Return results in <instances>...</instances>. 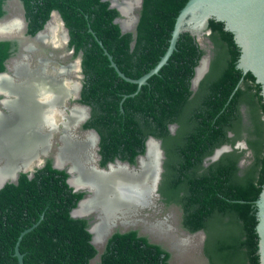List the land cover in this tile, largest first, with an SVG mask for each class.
Here are the masks:
<instances>
[{"label":"trees","instance_id":"trees-1","mask_svg":"<svg viewBox=\"0 0 264 264\" xmlns=\"http://www.w3.org/2000/svg\"><path fill=\"white\" fill-rule=\"evenodd\" d=\"M22 1L31 34L42 27L51 8H58L74 54L82 53L79 102L91 107L83 125L98 132L103 160L119 157L133 163L144 152L148 136L161 139L166 156L161 194L167 204L181 208L184 228L206 231L210 263L259 264L255 202L264 183V122L255 111L260 108L264 115V102L254 75L236 67L240 50L233 32L222 21L209 19L210 38L219 53L201 83L203 94L190 99V81L204 50L189 32L181 33L170 65L164 68L173 52L139 87L122 78L104 54L105 48L120 71L139 78L166 52L176 17L188 0H143L134 38L114 23L117 11L107 1ZM3 3L0 0V16ZM9 44L0 41V70ZM242 102L252 106L258 125L257 139L248 141L251 163L239 174L238 157L226 153L203 167V159L229 140V130L239 137ZM174 122L179 127L171 135L168 127ZM67 176L46 162L33 177L22 173L16 183L0 189V264H18L17 243L23 264H91L98 250L91 243L87 220L70 215L82 193L73 191ZM169 255L130 230L113 233L94 264H167Z\"/></svg>","mask_w":264,"mask_h":264},{"label":"flooded vegetation","instance_id":"flooded-vegetation-1","mask_svg":"<svg viewBox=\"0 0 264 264\" xmlns=\"http://www.w3.org/2000/svg\"><path fill=\"white\" fill-rule=\"evenodd\" d=\"M102 1H107L109 3L108 7L114 8L117 11V16L114 18V23L118 24L119 29L122 33H125V32L122 31V29L120 27V22H116V20H123L124 19V21L122 22L123 23L122 25L125 28L132 26L133 20L135 17L138 18V20H139L143 0H102ZM2 9L4 10V14L2 16H0V18L3 17V19H2L3 21L0 22V34H1V31H4L6 29V30H10L14 35L10 38L0 40V41H9V43H10L8 45V49H7V51L9 52V56L6 59H4V61H3V69L0 70V79L7 77L9 79H13V80L17 79L18 80L19 78H21L20 76L16 75L17 71H16V68H14V64L18 65V63L20 61H22V62L28 63V65H29V67H31L32 71H38L39 75H35V76H38L40 78H49L51 80L58 81V79H60L61 77L59 75H56L57 72H54L53 69H56L57 71H61V74H63L64 72L68 73L67 76H65V77L69 78V81L70 80L72 81L71 85L68 84L69 85L68 86L66 84L64 77H62L61 79L64 81L65 88H67L69 90L68 95H70V93H75L79 87V81H78V79H76L75 75L78 72V64L76 62V59H77L80 52L75 55L74 54V47L69 44V41H70L69 28L67 27V25L64 21V18L62 17V14L59 11V9L58 8H51L48 11L47 17H46L45 21L43 22L42 27L40 29H38L34 34H31L29 32V21L26 17V9H25V6H24V3L22 0H4V3L2 5ZM122 10L126 14H124V12H122ZM12 14H16V16L15 15L12 16ZM125 18H126V20H125ZM136 26H137V24H136ZM3 27H4V29H3ZM89 29H90V27L88 28V30ZM36 33H38L39 36L37 37V39H34L35 38L34 36ZM130 33H132V32H130ZM135 36H136V34H135ZM192 36H194V35H192ZM204 36L208 39L207 41L209 42L207 49H205V47H203L202 44L200 43L199 39L196 38V36H194L196 38V41L199 44L200 48L204 50V54L201 56V58L203 56H208V60H207V64H206V59L203 60L201 66H200V69H199L200 72H202V74L200 75L199 79L197 78L198 80L195 79V72L196 71L194 69V75L190 81V87H189V89L191 91V93L189 95L190 99L194 98L196 96V94L199 92H200V94H203L202 88L204 86V83H203V86L201 85V83L205 79L207 74L210 72L211 64L213 63V59H215V57L219 53L218 49L216 48V46L214 45L213 41L210 38V33L205 34L202 37H204ZM239 50H240V47H239ZM70 51H72V54L69 57H73L75 59L69 58V59L63 61L64 59L62 60V58H64L63 56L65 55V53L70 52ZM239 57H240V55H239ZM81 58H82V53H81ZM238 60H239V58H238ZM238 60L236 62V67L241 69L240 67H238V62H239ZM70 63H72V65H69ZM199 64L200 63L198 62L196 67H198ZM68 65H69V67L62 68V67L68 66ZM80 66H81V62H80ZM43 68H44V70H43ZM61 68H62V70H61ZM45 70L49 71L50 73H54L55 75H52V76L48 75L44 72ZM81 73H82V66H81ZM243 73H246V72H243ZM83 79H84V76L82 73V79L80 80L81 89H82V85H83ZM255 82L260 84L256 80V78H255ZM240 84H241V81L238 83L237 86H239ZM260 94H261V96L263 98V102H264L261 84H260ZM80 95H81V90H80L79 97H80ZM17 99L18 98H17L16 94L7 92V91H5V88L0 86V132H6V129H8L7 127L12 124V123L11 124H5L6 121H10L13 118L12 119V120H14L13 123L16 124L17 121H21V119L25 118V115L20 112L21 111V109H20L21 108V102L18 101ZM79 99L80 98H78L76 100H72L70 98L69 101H66L65 106H62L61 105L62 102H60V101H58L54 104V106L57 107V109L54 113L55 115L53 113H50L51 116L48 118V120L50 122L53 120V122L55 123L54 125L56 127V130H54V132L52 133V136H51L52 140H51L50 146L47 150H44V152H41L38 155H35L31 161L26 163V164H30L32 162L35 164V163H38L40 161H43L42 162L43 165L40 166L39 168H35L33 173H32V176H30L29 175L30 171H23L21 168L25 167V166L21 165V163H20V166H18L19 169H17L18 174H17L16 181H13L11 179V176L14 174V173H12V174L6 176V177H8V179L5 182V184L9 183V182L16 183L19 176L22 173H26V175L29 178L33 177L35 171L42 168L46 164V162H50L51 166L53 167L54 161L57 160L56 154L58 153L57 152L58 148H60L61 138H62L63 134L64 135L69 134V138L71 139L72 142L75 141V139L82 140V138H84L85 135H90V134H92L93 136L95 135L92 132H87V133L83 134V132H78V130H76L77 132L74 136V133L72 131V127L71 126L66 127V125L63 124L64 121L69 120V116L67 117L68 119L65 117L68 115V114H66L67 110L69 112L72 111V114H70L71 112L69 113L70 115H73L74 111H78V113H82L80 119H82L84 117L85 109H83L82 107H79L78 105L73 106V103L79 102ZM74 107H75V109L73 110ZM77 108H80V109H77ZM238 111H239L240 122H241V127L238 128V130L240 132L239 137H237L235 130H229L227 133V137L229 138V140L226 141L225 143L221 144L220 146L216 147L210 155L206 156L203 159V161H202L203 167H206L210 163L218 160L222 155H224L226 153H233L234 156L238 157L236 165L238 167V173L239 174H241L245 170V168L251 163V161L253 159V149H252V146H250V144L248 143V141L253 142L257 139V136L255 133L257 131L258 125L256 126V124H257L256 119L252 117L254 114V111H253V108L251 105L247 104L246 102L245 103L242 102V103H240V105L238 107ZM255 112L260 116L259 117L260 121L264 122V115L262 114V111L260 110V108L258 109V111H255ZM87 113H89V116H88V118H89L91 115V107L90 106H89V109L87 110ZM52 114H53V116H52ZM61 115L64 117L63 120L60 117ZM45 116H46V113L43 114V117H45ZM19 117H20V119L18 120ZM88 118H87V120H88ZM67 123H68V121H67ZM83 124H82V130L83 131H86L88 129H94V128H85ZM20 126H21V123L17 124L16 127H20ZM178 127H179L178 123L174 122V123L169 124L168 128H169L170 134L175 135ZM67 128H69V131L66 130ZM38 129L43 130L41 125H36V131ZM263 129H264V125H263ZM32 135H34V134H32ZM1 138H2V136H1ZM99 140H100V137H99ZM99 140H98L97 145H96L97 147L95 149V156L93 157V159L95 160L94 161V167L98 171L110 169L108 172H100V171L96 172V173L101 174L102 176L105 177L106 188H107L106 196H105V194L103 196H101L100 202H103L104 207L106 209H107V207L109 208L110 204H112L114 210H116L117 207H121L122 209H125L126 207H128L129 209H132L133 211L130 214L134 213L133 217L137 221H136V223L130 224L127 226H123L121 223L117 222V225L110 231L112 224L115 223L116 221L112 220V224L107 225V224H105V222L101 221L98 218L99 224H100V228H99V226H97L98 220L97 219L95 220V214L94 213H91L86 217H76V218L86 219L87 223H88V228H90L92 226V224H94V222L96 221L95 226H96V229L98 230V235L96 237V241L101 242L102 240H104L103 244H102V251L98 252L100 254L97 253L96 256H98V259L95 261V263L100 260L101 253L104 251L106 244H107L109 238L112 236L113 233H115V232L124 233V232L130 231V230H134L137 232L138 236H145L150 243L160 245V247L162 249H164L165 251H167L170 254L166 260L167 264H176L172 258V257H174L173 256L174 253L172 251V248H176V249L178 248L180 251H185V250H188L189 248H191L192 245L196 246L195 249L193 250V252L197 253V251L199 252V250H200V255L204 258L206 264H211L207 254L205 252V244H206V240H207L206 231L203 229H199V230L191 232L188 229L184 228L182 226V215L183 214H182L181 208L176 204H167L164 201L163 196L161 194L160 185L162 182V176H163V172H164V162H165V158H166L165 151L162 147V140L157 138V140L161 141V148L164 151V159L162 162L163 170L161 172L160 181H159V184L157 185V190H156L157 194L159 193V195H156V196L154 194L152 196L147 194L148 192L146 191V187H145L146 184H144L142 182V178L138 175L140 173V171H142V169H141L140 160H138V162H137V156L140 154H143V153L138 154L135 157V161L133 163L129 162L128 160H123L119 157H115L113 159L104 161L102 155L100 154ZM93 143H94L93 147L95 148V136H94ZM153 145L154 144L151 145V148H150L151 151L155 150ZM149 147H150V145H149ZM145 148H146V145L144 143V151H145ZM146 150H147V148H146ZM218 151H221L218 158L213 159V157L217 154ZM4 161H5V159H3L2 155L0 154V167L2 166L3 163L5 164L6 161L5 162ZM125 163L129 164V166H127ZM65 164L70 165L69 163H65ZM111 164H113V165L111 166ZM147 164L148 163H145L143 165L144 169L147 166L150 167V164H148V165ZM155 167H156V165H155ZM53 168H55V167H53ZM70 168H71V165H70ZM147 169H149V168H147ZM59 170L65 171L68 175L67 178L70 177V174L66 171L65 168L59 169ZM76 174L79 176V173H74L73 175H75V176L73 177V179L78 178L76 176ZM67 178H66V182H67ZM137 179L139 180V182L132 183L133 181H136ZM138 184L140 186H137L138 189L136 191L135 190L136 185H138ZM130 185H131V188L129 187ZM143 187H145V188H143ZM71 188L73 189V191L75 193H82V196L77 201V204L74 207V209L78 207L79 203L81 201H83L87 195L92 194V191H90V190L88 191V189L85 187L83 188V186H81V187L77 186L76 189L74 187H71ZM128 194L133 195V197H131L129 199ZM141 206H143V207H141ZM159 206H160V208L163 206L165 208H166V206H171V207L177 208L178 217H179L178 226H179L180 230H179L178 226H176L174 224V222H172L170 219V218L174 217L173 213L169 212L168 214H165V217L172 214V216H169L166 219L168 222H170L173 225L175 233L177 234V236L171 231V229L170 230L166 229V226L168 228L169 225L165 224V226H161L162 223H160V222H157V223H151L150 222L153 220H150L148 217H150L151 215L156 216L157 215V213H156L157 207H159ZM98 208H99V205H96V209L94 212H96L97 216L99 217ZM146 210H149L150 212H147ZM124 211L125 210H123L122 213L119 215V218L126 220V219H124V217H125ZM144 224L147 228H150L149 230L153 231L155 234H159L161 236H164V237L170 239V241H167V239H165L169 243H165L164 241H162V240H164L163 237L157 236L154 233L148 232V230H145L146 227L144 226ZM161 227H163L162 232L159 231V229H161ZM107 233H108V235L106 237H104ZM152 234H154L157 238L152 236ZM195 234H198V235L197 236H191V235H195ZM188 236L190 238L189 241H188V239H183V237H188ZM192 240L194 241L193 243H192ZM170 242L175 247L172 246V244Z\"/></svg>","mask_w":264,"mask_h":264},{"label":"bare ground","instance_id":"bare-ground-1","mask_svg":"<svg viewBox=\"0 0 264 264\" xmlns=\"http://www.w3.org/2000/svg\"><path fill=\"white\" fill-rule=\"evenodd\" d=\"M122 12L124 11L122 10ZM124 14L126 13L124 12ZM2 33L4 32L1 31V34ZM204 59H206V64H207L208 56H204L199 66L197 67L196 78H198V76L202 74V72H200L199 69ZM76 62L78 64V60H76ZM14 68H16V71H17L16 75L21 77L19 78L20 80L19 79L13 80V79L4 77L0 79V86L5 88V91L16 94L18 98L17 100L21 102L20 112L25 115V118L21 119V121H17L16 124L13 123L14 122V120H12L13 118L10 121L5 122V124H11V123L12 124L7 127L8 129H6V134H5L6 137L4 138L0 137V154L2 155V158L5 159L6 161V162L4 161L5 164L3 163L2 166L0 167V182L4 178H7L6 177L7 175L14 173L19 168L18 166H20V163L23 164V162H25V161L21 162V160H27V162H29L32 160V158H34L35 155H38L39 154L38 149L41 146L45 145L44 146L45 148L47 149L49 148L51 140H52V137H51L52 133L54 132V130H56V127L54 125L55 123L53 122V120L51 122L48 120V118L51 116L50 113L54 114L57 109V107L54 106V104L60 101L62 102L61 105L65 106L66 101L68 100L69 97L73 95L77 96L78 89H79L78 87L75 93H70V95H68L69 90L65 88L64 81L61 79L62 77H64L66 84L71 85L72 81L71 80L69 81V78L65 77L67 76L66 72L61 74V71H57L56 69H53L54 72H57L56 75H59L61 77L60 79H58V81H54L49 78H40L38 76H35V75H39V72L32 71L31 67H29L28 63L26 62L20 61L18 65L14 64ZM78 70H79V64H78ZM44 72L51 76L55 75L54 73H50L49 71H46V70ZM79 86H80V81H79ZM79 107H82L83 109H85V115H86L87 114L86 108L83 106H79ZM74 109L75 107L73 108V110ZM77 109H80V108H77ZM70 112H71L70 114H72V111ZM45 113H46V116L43 117V114ZM70 114L65 116L66 118L69 116V120H67L68 123L67 121H64L63 124L66 125V127L73 125L72 131L75 136L77 132L75 129V126L80 120L82 113H78V111H74L73 115H70ZM19 119L20 117L18 118V120ZM19 123H21V126L16 127L17 124ZM36 125H41L43 130L38 129L36 131ZM66 130L69 131V128H67ZM31 133L34 135H32ZM85 133L87 132H84L83 134ZM86 136H90V135H86ZM94 136H95V149H96L97 147L96 146L97 145L96 144V140H97L96 134ZM93 141H92V137L90 136V137H87L86 140L79 141L75 139V141L72 142L71 139L69 138V134L67 135L65 134L61 138L62 145L57 150L58 152L56 154L57 160L55 161V163L58 166H66L73 174L74 172L79 173L78 178L73 179L71 177L70 179L71 183L75 187L83 186V188L84 187L87 189L91 188L90 190L92 191V194L87 195L86 198L80 202L78 207L73 210V213L79 214V215L87 214L90 212L94 213L97 220L99 218L101 221L105 222V224L107 225H111L112 220L116 221L115 223L112 224L111 229H110L111 231L115 227L114 225L117 224V222L121 223L123 226H127L128 224L127 220L120 219L119 215L122 213L123 210H125L124 214L128 216L133 210L129 209L128 207H126L125 209H122L121 207H117L116 210H114L112 204H110L109 208L107 207L106 209L104 207L103 202H100L101 196H103L104 194L106 196L107 188H106L105 177L94 171V168H93L94 166L91 163L92 160L89 159V157L91 158V155H92L91 154L92 149L90 148V146H93L94 144ZM152 144H154L153 146L155 149L153 151H151L150 149ZM28 155L30 156V158H28ZM139 160L141 164V169L145 163L150 164L149 169L146 171L144 181L142 180L144 184H146L145 187H146V191L148 192L147 194L150 196H152L153 194L155 196L158 195L156 192V187H157L158 178L160 175L159 173L161 171V168H160L161 152L159 150L158 142L156 140L152 138L148 140L147 150L144 155L139 157ZM64 163H69L71 165V168H70V165L64 164ZM112 165L113 164H111V166ZM109 170L110 169L99 170V171L108 172ZM83 179H84V182H83ZM131 197H133V195L128 194V198L130 199ZM96 205H99V208H98L99 217L97 216L96 212H94L96 209ZM160 221L161 220L150 221V222L155 223V222H160ZM95 223L96 221L94 222L92 226V230L94 232V241L99 242V241H96L98 230L96 229ZM149 229L150 228L146 227L145 230H148L149 232L154 233L153 231ZM166 229H168L167 226H166ZM155 235L164 237L159 234H155ZM197 235L198 234L191 235V236H197ZM183 239H188L189 241L190 238L188 236V237H183ZM172 246L174 245L172 244ZM186 251L187 250L180 251V252L185 254Z\"/></svg>","mask_w":264,"mask_h":264},{"label":"water","instance_id":"water-1","mask_svg":"<svg viewBox=\"0 0 264 264\" xmlns=\"http://www.w3.org/2000/svg\"><path fill=\"white\" fill-rule=\"evenodd\" d=\"M210 18H213L217 21H222L224 23V28L226 30L233 32L235 42L240 47V57L238 60L239 61L238 67H240L243 70V72L250 71L255 76L256 80L261 84L262 94L264 97V0H188L176 17V21L171 32V37L166 52L153 68H151L148 72H146L137 79L127 77L122 71H120L116 63L113 61L112 56L108 53V51L105 48H104V54L107 55V57L111 61V66H113L116 69V71L122 78H124L127 81L137 83L139 87L142 84L146 83L147 79L151 75L158 72V70L161 68L163 64L167 62V59L173 52L169 61L164 66V68L170 65V63L172 62V60L174 59L175 55L178 52L180 37L182 32L187 31L191 35L196 36V38L198 39H200L205 34H209ZM2 19L3 17L0 18V21H3ZM123 20H116V22H120V27L123 32H127V31L132 32V36L135 37L136 24L138 22V18L135 17L132 26L128 28H124L122 26ZM89 31L96 37L98 43L102 45V42L97 38L94 31L91 28L89 29ZM3 32L4 33L0 34V40L10 38L14 35L10 30L5 29ZM38 35L39 34L36 33L34 39H37ZM202 58L200 59L199 63L201 62ZM77 60L79 64V71H81V66H80L81 52L79 53ZM195 71H196L195 79L198 80L200 76H198V79L196 78L197 67L195 68ZM80 90H81V83L78 89L77 96L73 95L68 99L71 98L72 100H76L80 98L79 97ZM75 104L85 107L86 110L89 109L88 105L79 102H74L73 105ZM88 116L89 113H87L84 116V118L80 119L76 124L75 129L78 130V132H82V124L87 120ZM86 132H93L96 134V139H97L96 144H97L99 140V134L94 129H88L86 130ZM150 138L158 142V147L161 152V164H160L161 171L159 173L160 175L158 178V184H159L161 172L163 170L162 162L164 159V151L161 148V141L157 140V138L153 136H149L147 138L145 142L146 148H147V141ZM146 148L143 154L137 156V162L139 160V157L145 154ZM220 153L221 151H218L217 154L213 157V159H217ZM42 162L43 161H40L35 164L31 162L29 165L22 167L21 169L23 171H30L29 175L32 176L34 169L39 168L40 166L43 165ZM125 164L129 166V164L127 163ZM53 167L57 169L65 168L66 171L70 174V177L67 178V183L71 187H74L75 189L77 188L70 181L71 177L73 178L75 175H73V173L66 166H58L54 161ZM17 174H18V170L15 171L14 174L11 176V179L13 181H16ZM7 179L8 177L4 178L0 182V188L5 184ZM89 190L90 189H88V191ZM255 203L257 206L256 215L258 220L256 229L259 235V249H258L259 260H260L259 264H264V183L259 198L256 200ZM73 209L71 210L70 214L74 218L86 217L89 214H91V212L83 215L74 214ZM35 225L36 224H34L31 228H33ZM92 226L88 228V231L92 234L91 243L97 248L98 252H101L102 244L104 240H102L101 242L94 241V232L92 230ZM31 228L24 230L21 233L19 239L23 234L28 232ZM15 255L18 259V264H23V254H21L18 249V243L15 246ZM97 259L98 256L93 258L91 260V264L95 263Z\"/></svg>","mask_w":264,"mask_h":264},{"label":"rangeland","instance_id":"rangeland-1","mask_svg":"<svg viewBox=\"0 0 264 264\" xmlns=\"http://www.w3.org/2000/svg\"><path fill=\"white\" fill-rule=\"evenodd\" d=\"M18 12V11H17ZM16 12V13H17ZM13 15H16V14H12V16ZM208 39L204 36V37H201L200 39H199V41H200V43L202 44V46L203 47H205V49H207V46H208V41H207ZM71 55V51L70 52H67V53H65V55L63 56L64 58H62V60L63 61H65V60H67V59H69V58H71V59H75V58H73V57H69ZM77 60V59H76ZM69 65H72V63H70ZM69 65L68 66H65L64 68H67V67H69ZM68 74V73H67ZM76 76V79H78V81H80L81 79H82V73H81V71H79L78 70V72H77V74L75 75ZM69 86V85H68ZM70 99H68L67 101H69ZM80 103V102H79ZM70 112L67 110L66 111V114H69ZM61 117V119L63 120V116L61 115L60 116ZM73 124H75V123H73ZM71 127L73 126V125H70ZM81 130V129H80ZM63 131V130H62ZM82 132L84 133V132H86V131H83L82 130ZM5 134H6V132H0V137L2 136V138H4V137H6L5 136ZM63 136H64V134H63ZM62 136V137H63ZM90 136L92 137V141L94 140V136L92 135V134H90ZM90 136H84V138H82V140H86L87 139V137H90ZM77 140V139H76ZM79 141H80V139H79ZM61 145H62V143H61ZM61 145H60V147H61ZM45 145H43V146H41L39 149H38V153H41V152H44V150H47V148H45L44 147ZM90 148L92 149V152H91V158L89 157V159H91L92 161H91V163L93 164V166H94V159H93V157L95 156V148H93V146H90ZM28 158H30V156L28 155ZM27 158V159H28ZM18 161H20V160H18ZM22 161H25V162H23V164L21 163V165H23V166H27V165H29V164H26L27 163V160H21V162ZM20 163V162H19ZM65 164V163H64ZM148 165V164H147ZM87 166V165H86ZM138 166V165H137ZM147 168H149V166H147L145 169H144V167L142 168V171H140V173L138 174L141 178H142V180L144 181V177H145V174H146V171L148 170ZM94 171L95 172H99L95 167H94ZM101 172V171H100ZM75 173V172H74ZM76 176L77 177H79L77 174H76ZM142 181V182H143ZM83 182H84V179H83ZM135 182H139V180L137 179L136 181H133L132 183H135ZM144 183V182H143ZM137 186H140L139 184L138 185H136V191H137V189H138V187ZM130 188H131V185L129 186ZM143 188H145V187H143ZM144 194V193H143ZM150 204V203H149ZM141 207H143V206H141ZM140 207V208H141ZM144 209V208H143ZM147 209V208H146ZM147 212H150L149 210H146ZM169 212H172L173 213V215H174V217L173 218H170L171 219V221L172 222H174V224L176 225V226H178V220H179V217H178V210H177V208L176 207H171V206H166V208L163 206V207H161L160 208V206L159 207H157V215L156 216H154V215H151L150 217H148L150 220H153V221H156V220H161L160 221V223H162L161 224V226H165V224H167V225H169L168 226V229L170 230L171 229V231L177 236V234L175 233V230H174V227H173V225L170 223V222H168L167 221V217H169V216H172V214H170V215H168L167 217H165V214H168ZM134 213L133 214H131V215H128V216H126L125 215V217H124V219H126L127 220V222H128V224L127 225H130V224H134V223H136V221L137 220H135L134 219ZM154 217V218H153ZM165 218V219H164ZM155 223H157V222H155ZM97 225L99 226V228H100V224H99V220H98V222H97ZM117 224H115L114 226H116ZM162 228L163 227H161V229H159V231L160 232H162ZM178 228H179V226H178ZM179 230H180V228H179ZM149 232V231H148ZM152 236H154L155 238H157L154 234H152ZM182 238V237H181ZM163 239L164 240H162V241H164L165 243H169V242H167V241H169V239L168 238H165V237H163ZM165 239H167V241L165 240ZM194 241L192 240V243H193ZM195 247L196 246H194V245H192V247L191 248H189L186 252H185V254L184 253H181L180 251H179V249H176V248H172V251H173V256L174 257H172L173 258V261H175V263L176 264H206V262H205V260H204V258L200 255V250H199V252L197 251V253L196 252H193V250L195 249Z\"/></svg>","mask_w":264,"mask_h":264}]
</instances>
